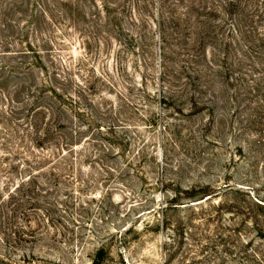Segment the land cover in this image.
Returning <instances> with one entry per match:
<instances>
[{"label":"rangeland","instance_id":"1","mask_svg":"<svg viewBox=\"0 0 264 264\" xmlns=\"http://www.w3.org/2000/svg\"><path fill=\"white\" fill-rule=\"evenodd\" d=\"M99 259L264 264V0H0V264Z\"/></svg>","mask_w":264,"mask_h":264},{"label":"trees","instance_id":"2","mask_svg":"<svg viewBox=\"0 0 264 264\" xmlns=\"http://www.w3.org/2000/svg\"><path fill=\"white\" fill-rule=\"evenodd\" d=\"M43 109H44V107H40L38 111L43 110ZM44 110H45L44 113H46V111H47V112H48V116L52 117V114L50 113V107L45 108ZM41 116H42V117H41ZM37 117H41V119L45 118V117H44L43 115H41V114L37 115ZM53 119H54V118H53ZM37 132H38V131H37ZM39 133H40V135H42V131H41V132L39 131ZM50 133H51V131H50L49 129H48V130H43V137H45V138L48 139L49 137H51ZM55 149L58 150L56 147H55ZM62 157H63V156H62ZM33 176H34V175H33ZM30 179H32V176H31V175H30V177H29L27 180H30ZM20 187H21V184L18 185L17 188H16V190H14V191H17V189H19ZM13 193H14V192H13ZM10 197H13L12 193H11ZM13 198H14V197H13ZM94 264H101L100 259H99V260H95V261H94Z\"/></svg>","mask_w":264,"mask_h":264}]
</instances>
